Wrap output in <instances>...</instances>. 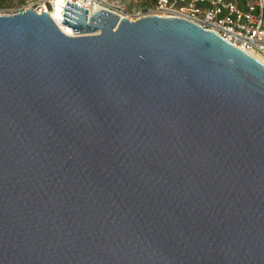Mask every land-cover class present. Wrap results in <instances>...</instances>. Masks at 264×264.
<instances>
[{
	"label": "water",
	"instance_id": "obj_1",
	"mask_svg": "<svg viewBox=\"0 0 264 264\" xmlns=\"http://www.w3.org/2000/svg\"><path fill=\"white\" fill-rule=\"evenodd\" d=\"M63 10L0 15V264H264V64Z\"/></svg>",
	"mask_w": 264,
	"mask_h": 264
},
{
	"label": "built area",
	"instance_id": "obj_2",
	"mask_svg": "<svg viewBox=\"0 0 264 264\" xmlns=\"http://www.w3.org/2000/svg\"><path fill=\"white\" fill-rule=\"evenodd\" d=\"M67 1L87 10L88 15L107 10L130 21L145 16L185 19L264 61V0H140L138 5L128 1L132 4L129 16L122 0H21L14 13L33 10L50 17L58 14L62 22ZM66 29L70 31L67 35H72Z\"/></svg>",
	"mask_w": 264,
	"mask_h": 264
},
{
	"label": "rangeland",
	"instance_id": "obj_3",
	"mask_svg": "<svg viewBox=\"0 0 264 264\" xmlns=\"http://www.w3.org/2000/svg\"><path fill=\"white\" fill-rule=\"evenodd\" d=\"M2 1H3L2 2L3 5L0 8V15L13 14L17 10V8L21 2V0H2ZM122 1L126 5V10H127L126 15L129 16L132 4L128 3V1H135L136 5H138L140 0H122Z\"/></svg>",
	"mask_w": 264,
	"mask_h": 264
},
{
	"label": "bare ground",
	"instance_id": "obj_4",
	"mask_svg": "<svg viewBox=\"0 0 264 264\" xmlns=\"http://www.w3.org/2000/svg\"><path fill=\"white\" fill-rule=\"evenodd\" d=\"M51 18L54 20V22L56 23V25H58V27L66 34L70 33V31L68 29H66V27H64V25L60 22V17H58V14H53L51 16ZM250 55H252L253 57H255L258 61H260L261 63L264 64V61L259 58L257 55L253 54V53H249Z\"/></svg>",
	"mask_w": 264,
	"mask_h": 264
},
{
	"label": "trees",
	"instance_id": "obj_5",
	"mask_svg": "<svg viewBox=\"0 0 264 264\" xmlns=\"http://www.w3.org/2000/svg\"><path fill=\"white\" fill-rule=\"evenodd\" d=\"M3 1L2 0H0V8L2 7V5H3V3H2Z\"/></svg>",
	"mask_w": 264,
	"mask_h": 264
}]
</instances>
